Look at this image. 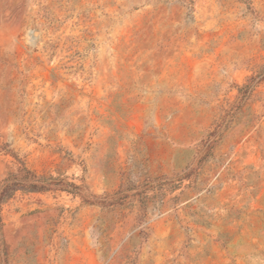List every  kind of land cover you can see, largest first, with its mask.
I'll return each mask as SVG.
<instances>
[{"label":"rangeland","instance_id":"374dc122","mask_svg":"<svg viewBox=\"0 0 264 264\" xmlns=\"http://www.w3.org/2000/svg\"><path fill=\"white\" fill-rule=\"evenodd\" d=\"M0 264H264V0H0Z\"/></svg>","mask_w":264,"mask_h":264},{"label":"trees","instance_id":"16d2710c","mask_svg":"<svg viewBox=\"0 0 264 264\" xmlns=\"http://www.w3.org/2000/svg\"><path fill=\"white\" fill-rule=\"evenodd\" d=\"M56 190L77 195L82 198L84 203L90 205H108L119 198L84 192L80 185L60 177L37 175L23 165L16 172L7 173L0 182V205L16 191L40 192Z\"/></svg>","mask_w":264,"mask_h":264}]
</instances>
